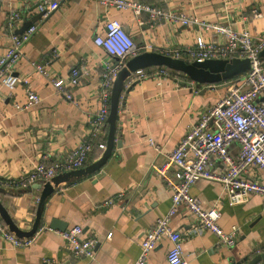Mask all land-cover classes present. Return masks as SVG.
<instances>
[{"label": "crops", "instance_id": "obj_1", "mask_svg": "<svg viewBox=\"0 0 264 264\" xmlns=\"http://www.w3.org/2000/svg\"><path fill=\"white\" fill-rule=\"evenodd\" d=\"M38 1L0 0V56L10 46L11 35L37 13ZM58 1L55 10L32 22L36 30L22 45L21 56L12 68L14 75L28 79L40 104L16 112L13 104L25 101L22 83L15 85L11 95L0 85V203L22 231L31 227L39 190H17L8 183L28 174L42 161L63 158L87 135L88 121L97 110L100 73L105 64L115 62L92 42L93 36L101 33L106 18L117 19L139 52L177 51L183 58L198 34L205 40L220 41L218 36L195 26L153 20L145 12L134 15L129 9L104 8L94 0ZM132 1L194 15L209 23L229 24L235 30L246 28L253 36L264 33V0ZM253 8L260 16L251 17ZM11 10L20 14L13 30L7 25ZM147 44L150 49L144 47ZM31 62L44 64L51 74L62 79L71 67H77L80 75L70 91L72 102L55 93ZM151 68L154 66L147 70ZM224 86L196 84L176 74L141 79L131 76L119 98L114 143L105 164L95 173L54 187L44 202L39 228L29 246L14 248L0 237V264L132 263L139 254L143 233L166 213L170 204L169 191L152 166L164 165L196 117L224 94ZM116 141L120 142L119 148ZM228 154L236 156V144L229 147ZM99 157L94 146L83 167ZM212 162L216 165L214 159ZM214 168L222 170L220 165ZM247 177L262 181L261 173L254 168L248 169ZM189 193L199 199L202 209L213 208L221 213L219 226L223 231L235 227L236 233L231 247L217 244L209 232L194 234V218L180 208L169 225L180 235L186 264H247L264 254L261 197L252 195L246 203L232 206L221 196L220 185L206 180L196 181ZM51 220L63 223L64 230L78 226L81 239H94V258L71 255L60 231L49 228ZM168 246V241L161 240L148 254L146 264H167Z\"/></svg>", "mask_w": 264, "mask_h": 264}, {"label": "built area", "instance_id": "obj_2", "mask_svg": "<svg viewBox=\"0 0 264 264\" xmlns=\"http://www.w3.org/2000/svg\"><path fill=\"white\" fill-rule=\"evenodd\" d=\"M94 1L104 8L129 9L134 15L145 12L153 20L162 19L182 26H195L198 30L220 38V41L205 40L201 34H198L193 45L184 51L182 59L187 61L231 58L249 60L248 69L237 78L227 81L224 94L196 117L167 155L164 165L152 166L153 172L159 176L169 191L170 204L166 213L157 218L143 233L138 244L139 254L130 264H146L148 254L163 239L169 243L165 255L166 263L186 264L182 255L180 235L169 225L170 219L180 208H185L194 218V234L201 231L209 232L216 238L217 244L231 247L236 228L230 227L229 231H223L219 226L221 213L213 208L202 209L199 199L191 196L189 189L196 181L206 180L220 185L221 196L229 205H242L252 195L259 196L264 201V59L258 57V52L264 48V33L253 36L246 28L235 30L229 24L209 23L194 15L163 10L132 0ZM58 3V0H40L35 9L37 13L46 16L57 8ZM250 14L251 17L260 16L259 11L254 8ZM19 20L20 14L15 10L8 13L7 25L11 30L17 26ZM35 30L36 24L31 23L20 34H12L10 46L0 56V85L3 89L11 95L18 82L23 86L25 101L21 105L13 104L16 112L38 106L41 102L40 97L32 91L28 79L19 78L12 71L21 56L22 45ZM92 42L107 56L114 58L115 62L112 65L105 64L100 73L97 110L88 121L87 135L63 158L49 163L42 161L28 174L10 181L8 186L11 188L21 190L34 184L43 185L58 175L83 168L94 146L99 156L103 153L112 81L124 62L139 51L132 37L114 18H106L103 21L101 33L94 35ZM144 47L150 49L148 44ZM168 55L181 58L177 51H172ZM31 65L55 93L64 100L72 102L70 91L77 84L80 75L77 67H71L62 79L51 74L42 63L31 62ZM153 75L174 76L162 67L138 69L131 74L137 79ZM148 144L158 151V147L151 140H148ZM232 144L237 146V154L234 157L228 154ZM212 159L216 165H220L221 171L214 168L216 165L213 164ZM251 168L261 173L262 181H254L247 177L248 169ZM59 235L74 257L88 260L94 258L96 241L91 238L81 239L80 227L68 228L59 232ZM0 237L14 248L27 247L32 241L31 238L15 237L1 218Z\"/></svg>", "mask_w": 264, "mask_h": 264}, {"label": "water", "instance_id": "obj_3", "mask_svg": "<svg viewBox=\"0 0 264 264\" xmlns=\"http://www.w3.org/2000/svg\"><path fill=\"white\" fill-rule=\"evenodd\" d=\"M40 16L41 13H36L30 17L29 20L24 21L22 25L16 30V33L20 34L28 25H30L32 22H35ZM258 57L261 59L264 58V48L258 52ZM153 66H162L168 68L169 70L182 73L190 81L196 84L225 85L229 79L242 74L248 69L249 60L247 58H231L229 60L206 59L203 61H187L185 59L175 58L158 51H141L128 58L124 62V65L116 73L111 84L109 109L106 117L107 132L105 149L99 159L96 162L86 165L81 169L58 175L51 179L50 182L44 183L43 185L34 184L27 188L39 190L34 219L28 231H22L18 229L11 220V217L9 216L6 209L0 203V218L15 237L19 239H28L36 233L40 225L44 202L53 193L54 187L61 183L67 182L69 179L90 175L102 168L109 158L113 147L116 113L123 87L131 74L136 70ZM119 146L120 142L116 141V147L119 148ZM64 227V224L60 223L59 221L51 220L49 223L50 229H56L60 232L64 230ZM260 261H264V254L255 256L247 264H258Z\"/></svg>", "mask_w": 264, "mask_h": 264}, {"label": "trees", "instance_id": "obj_4", "mask_svg": "<svg viewBox=\"0 0 264 264\" xmlns=\"http://www.w3.org/2000/svg\"><path fill=\"white\" fill-rule=\"evenodd\" d=\"M159 67H162V66H159ZM162 68H166V67H162ZM167 70H169L168 68H166ZM145 70H147V68H145ZM169 74L170 75H174V74H176V75H180V76H184L182 73H178V72H175V71H172V70H169ZM185 77V76H184ZM238 76H235V77H233V78H231V79H235V78H237ZM187 78V77H186ZM231 79H229V80H231ZM228 80V81H229ZM122 93V92H121ZM106 132H107V125H106V127H105V140H103L104 142H106Z\"/></svg>", "mask_w": 264, "mask_h": 264}]
</instances>
